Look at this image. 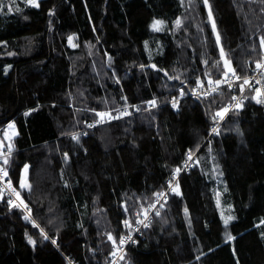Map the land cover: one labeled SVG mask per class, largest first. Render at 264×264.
<instances>
[{
    "label": "trees",
    "instance_id": "trees-1",
    "mask_svg": "<svg viewBox=\"0 0 264 264\" xmlns=\"http://www.w3.org/2000/svg\"><path fill=\"white\" fill-rule=\"evenodd\" d=\"M37 5L0 0V132L11 121L17 130L1 162L30 207L0 188V264H108L188 148L197 162L117 264H264V106L246 88L211 133L242 86L189 95L200 80L221 81L225 60L247 76L264 57V0Z\"/></svg>",
    "mask_w": 264,
    "mask_h": 264
},
{
    "label": "built area",
    "instance_id": "built-area-1",
    "mask_svg": "<svg viewBox=\"0 0 264 264\" xmlns=\"http://www.w3.org/2000/svg\"><path fill=\"white\" fill-rule=\"evenodd\" d=\"M259 64L264 65V57L258 62ZM257 63V64H258ZM230 66V65H229ZM231 67V66H230ZM227 69L225 68L223 79L221 80L220 83L216 82H203L199 81L191 90L190 94L191 96H197V95H208L214 91H218L221 87L226 86V87H233L236 84H240L242 86V91L240 94L235 96L236 99H233L232 102L227 104L225 108L228 109V111L223 115V118L221 119L220 117H216L215 120L216 122L214 123L213 128L217 129L223 121V119L226 117L228 112L233 109L237 104L242 106V101H243V92L246 88H254L255 91V97L257 101H264V67L258 68L257 65L252 69L250 74L247 76H241L239 74L233 75L231 72H228L227 77H225V72ZM239 77V79H237ZM247 79L249 81V84H244L243 81ZM257 89H259V93L257 92ZM184 91L180 89L179 91V97H173L171 98L170 102L173 106H177L178 102L180 101L181 93ZM154 100H151L147 103V109H151L156 105H153L151 102ZM261 105L264 106V102H259ZM223 108V109H225ZM135 111H140L142 108L139 105L135 106ZM223 109L217 111L221 112ZM133 112L132 109L126 108L124 110L125 114H131ZM101 122V121H100ZM99 123V122H97ZM96 123V124H97ZM211 129V133H213ZM83 129H79L78 132L82 131ZM73 136L77 137V132H74ZM189 153H191V158H189ZM2 155H0V188L5 191L6 195L10 198L11 201L19 203L22 208L25 210L26 213L30 214V207L22 203L18 198H17V193L16 190L14 189L13 185L7 182L6 180V175H5V169L2 166ZM197 162V151L193 150L192 148H188L185 152L184 156V162L183 165L180 169V171H174L171 175V177L168 179V186L166 188H163L159 191L155 199L152 201V203L145 209L143 213H140L138 211L135 212V215L138 217L137 222L134 224V229L129 233V234H123L121 236V239L124 240V243H120L121 239L115 243L112 247L113 253H112V260L108 264H117V259L122 253V251L125 249V247L130 244V243H135L137 240V237L142 233L143 230L147 228L149 225L150 221L155 215H159L161 213L162 207L165 204V201L167 200V195L168 192L174 187L176 180L178 179L179 175L182 172H189V170L193 167V165ZM158 213V214H157ZM125 221L128 222L127 219H124L122 223L124 225H127Z\"/></svg>",
    "mask_w": 264,
    "mask_h": 264
},
{
    "label": "snow or ice",
    "instance_id": "snow-or-ice-1",
    "mask_svg": "<svg viewBox=\"0 0 264 264\" xmlns=\"http://www.w3.org/2000/svg\"><path fill=\"white\" fill-rule=\"evenodd\" d=\"M28 2L29 3H33V4H35V0H28ZM205 3H207V0H205ZM36 6H38V5H36ZM17 10H19V9H17ZM211 16H212V13H211V10H209V18L211 19ZM180 23H181V21L178 19L177 21H176V24H177V26H179L180 25ZM161 24V22L160 21H155L154 22V24H153V28L154 29H156V30H159V25ZM212 27H213V30H215V22L213 21V23H212ZM71 39V38H70ZM216 41H217V43H219L220 42V36H219V34L217 33V35H216ZM261 43H262V45H264V40H262L261 41ZM224 56V52H223V49L221 48V57H223ZM225 68L227 69V71L225 72V77H227V75H228V72H231L233 75H235V71H234V69H232L229 65H230V62L229 61H227V60H225ZM154 67V66H153ZM257 67L258 68H261V67H264V65H262V64H257ZM237 79H239V77H237ZM221 81H217L216 83H220ZM243 83L244 84H249V81L247 80V79H245L244 81H243ZM257 92L259 93V89H257ZM181 95H183V92L181 93ZM233 99H236L235 97H233ZM257 102H264V101H257ZM153 105L155 104V101H152L151 102ZM240 105L239 104H237V107H239ZM228 111V109L227 108H225V109H223L221 112H217L216 114H215V116L213 117V119H215L216 117H220L221 119L223 118V115L226 113ZM97 115H99L100 117H104V116H106V115H108L109 116V118L111 119L112 117L108 114V113H97ZM99 122V121H98ZM92 125H90V127H91ZM212 131L213 132H217V129H215V128H213L212 129ZM73 138H77L76 136H74ZM189 158H191V153H189ZM5 163H7V161H5ZM27 167V166H26ZM177 172L178 171H180V169H177L176 170ZM5 175H6V173H5ZM21 187H27V185L26 184H21ZM174 191H175V189H174ZM17 196H19V193H17ZM158 214V213H157ZM25 219H28V217L27 216H25ZM230 219H232V217H229V218H227V219H225V221H224V224H225V227H227V225H228V222H229V220ZM125 223L127 224L128 222L127 221H125ZM29 239H31V238H29ZM109 239H112V237L111 236H109ZM226 239H228V240H232V239H234L230 234H226ZM120 243H124V240L123 239H121V241H120Z\"/></svg>",
    "mask_w": 264,
    "mask_h": 264
},
{
    "label": "rangeland",
    "instance_id": "rangeland-1",
    "mask_svg": "<svg viewBox=\"0 0 264 264\" xmlns=\"http://www.w3.org/2000/svg\"><path fill=\"white\" fill-rule=\"evenodd\" d=\"M26 3H29L28 0H24ZM38 3V0H35V4L33 3H29V4H32V5H37ZM69 43L74 46L75 45V40H74V37H71V39L69 40ZM17 133V130H16V126L14 125V123L11 121L9 123H7L3 130L0 132V152L2 151V149L7 146V145H10L11 144V141H12V137L14 135H16ZM198 159V158H197ZM199 162V161H198ZM27 166V167H26ZM27 174H28V165H25L23 167V170H22V175H21V184H27ZM217 183L219 184V188L221 190H224V186L222 185L221 181H217ZM218 189V190H220ZM217 195V200H218V203L220 205V214H221V217L223 219V222L225 221V219L229 218V217H232L231 215V212L229 210V207L227 204L223 203L222 202V199H221V196L220 194H216Z\"/></svg>",
    "mask_w": 264,
    "mask_h": 264
},
{
    "label": "water",
    "instance_id": "water-1",
    "mask_svg": "<svg viewBox=\"0 0 264 264\" xmlns=\"http://www.w3.org/2000/svg\"><path fill=\"white\" fill-rule=\"evenodd\" d=\"M153 66H154L153 64H149V65H147V67L155 68V66H154V67H153ZM164 74H165L166 76H169V73H168L167 70H164Z\"/></svg>",
    "mask_w": 264,
    "mask_h": 264
},
{
    "label": "bare ground",
    "instance_id": "bare-ground-1",
    "mask_svg": "<svg viewBox=\"0 0 264 264\" xmlns=\"http://www.w3.org/2000/svg\"><path fill=\"white\" fill-rule=\"evenodd\" d=\"M201 81V80H200ZM204 82V81H203ZM194 87V86H193ZM184 90V89H183ZM233 101V100H232ZM216 121V120H215ZM4 192V191H3ZM19 199V198H18ZM11 201V200H10ZM14 202V201H13ZM18 204V203H17Z\"/></svg>",
    "mask_w": 264,
    "mask_h": 264
}]
</instances>
